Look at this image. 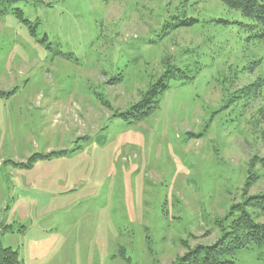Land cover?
<instances>
[{
  "label": "rangeland",
  "instance_id": "374dc122",
  "mask_svg": "<svg viewBox=\"0 0 264 264\" xmlns=\"http://www.w3.org/2000/svg\"><path fill=\"white\" fill-rule=\"evenodd\" d=\"M0 5V246L21 264H176L264 195V37L220 0ZM16 10H20V16ZM145 119L134 107L155 86ZM151 99V102H152ZM264 264V246L233 253Z\"/></svg>",
  "mask_w": 264,
  "mask_h": 264
},
{
  "label": "trees",
  "instance_id": "16d2710c",
  "mask_svg": "<svg viewBox=\"0 0 264 264\" xmlns=\"http://www.w3.org/2000/svg\"><path fill=\"white\" fill-rule=\"evenodd\" d=\"M18 0H0V5L8 8L7 5L16 3ZM228 8L237 10L241 15L258 28L261 37H264V0H220ZM20 16V10H16ZM22 13V12H21ZM168 82H162L161 86H155L133 109L132 116L139 115L138 120L148 117L155 107L152 97L165 92ZM152 99V102H151ZM245 205L247 207L259 208L264 212V195L249 198ZM232 222L221 226L222 238L213 246H198L188 252L176 264H235L233 253L242 248L264 246V225L256 224L249 214L238 209L231 212ZM0 264H21L18 252L10 248L0 246Z\"/></svg>",
  "mask_w": 264,
  "mask_h": 264
}]
</instances>
